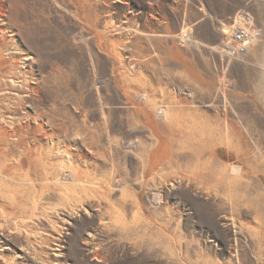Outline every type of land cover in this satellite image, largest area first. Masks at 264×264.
<instances>
[{"label":"rangeland","instance_id":"rangeland-1","mask_svg":"<svg viewBox=\"0 0 264 264\" xmlns=\"http://www.w3.org/2000/svg\"><path fill=\"white\" fill-rule=\"evenodd\" d=\"M0 11L23 27L0 22V56L14 69L19 94L34 87L35 107L57 125L86 124L102 136L108 122L114 147L102 138L98 156L72 158L76 140L65 142L70 154L56 139L45 142L61 173L75 164L121 180L107 184L100 201L60 185L47 190L39 213L0 211V264H264V153L243 155L224 127H249L247 145L264 147V0H0ZM239 17L255 42L240 60L227 59L223 45L240 43ZM88 55L121 57L125 68L138 61L157 105L168 109L178 99L185 110L173 111L168 125L154 118L131 132L110 65L94 74ZM94 76L105 80L102 107L92 96ZM2 83L0 99L14 98ZM149 155L160 168L153 181L142 178ZM211 155L229 167L232 184L179 178ZM0 190L7 208L20 196L6 181Z\"/></svg>","mask_w":264,"mask_h":264},{"label":"bare ground","instance_id":"bare-ground-1","mask_svg":"<svg viewBox=\"0 0 264 264\" xmlns=\"http://www.w3.org/2000/svg\"><path fill=\"white\" fill-rule=\"evenodd\" d=\"M12 16L7 15L6 11H0V22L3 27L11 29L15 26L20 32L23 27L16 22L17 18L15 16L12 18ZM242 21H244L243 18L239 17L235 29H242L239 25ZM242 30L246 32L244 29ZM255 38L256 36L253 34L245 37L238 48L234 50L230 46L223 45L227 59L240 60L242 55L239 53L240 48H246L249 44L254 43ZM219 53L224 54L223 52ZM247 53H243V55ZM2 59L0 56V80L3 82L4 89L12 93L14 98L3 97L0 99V181H6L15 186L16 192L20 196L12 198L9 208L0 205V211L6 216L18 215L21 217L39 213L47 190L52 187L60 189V185H65L64 189L72 192L82 191L99 201L104 199L107 184L113 188L120 187V179L108 181L104 177H95L93 170L89 168L90 166L81 168L72 164L64 167L62 170L64 173H61L60 163L53 155V147L49 148L45 143L47 140L52 142L53 139H56L62 150L69 153V148L65 142L70 141L75 144L76 140L79 141L80 148L76 147L78 150L75 154L69 153L72 158L78 156L80 160H83L89 156H98L100 155L99 150L102 148V138L109 151H112L114 147V141L108 130V122H102V136L97 130L95 131L86 124L75 125L74 127L57 125L49 110L44 112L35 107V99L29 97L31 93L35 92L34 87H25L26 94L23 97L19 94L20 90L15 87L17 78L14 69ZM86 61L90 71L94 74L101 72L102 69L99 64L102 66L110 65L114 92L116 97L125 101L123 108L126 109V115L129 118L127 127L131 132L150 128L151 125L155 124L154 118L165 120L164 123L168 125L173 111L182 112L185 110V104H182L184 102L178 99L166 102L170 106L168 109L157 105V91L138 71L140 65L138 61L130 62L128 68L123 66L124 60L121 57L98 59L88 55ZM104 83V78L94 76L92 96L100 107L105 102L101 91V86ZM230 110L233 112L234 107L231 106ZM47 124L49 128L46 126ZM224 127L228 136H231L232 139H235L234 137L238 139L243 155L253 151L264 153V147L258 144H255L254 149L247 145L248 136L251 134L249 127H244V131H242L232 121ZM127 145L131 148L136 147L137 144L129 142ZM199 157L196 159L195 169L180 172V179L197 183L200 186L207 184L208 180L226 181L228 185L234 182L235 179L230 176L229 167L214 161L213 155L210 156V160L199 159ZM245 163L248 161L244 160L243 164ZM158 169L160 168L153 166V159L149 155L147 168L143 172L142 178L153 181L151 176ZM21 195L26 196L25 200ZM0 196L6 198L1 190Z\"/></svg>","mask_w":264,"mask_h":264},{"label":"built area","instance_id":"built-area-1","mask_svg":"<svg viewBox=\"0 0 264 264\" xmlns=\"http://www.w3.org/2000/svg\"><path fill=\"white\" fill-rule=\"evenodd\" d=\"M234 36H236V39L239 41V42H242V40L247 37V34L246 32H244L242 29H235L234 31ZM240 44V43H239ZM245 48L244 47H241L240 48V52H242Z\"/></svg>","mask_w":264,"mask_h":264}]
</instances>
